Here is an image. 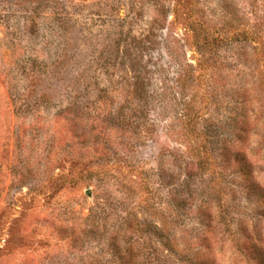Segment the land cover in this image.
<instances>
[{
	"label": "rangeland",
	"instance_id": "374dc122",
	"mask_svg": "<svg viewBox=\"0 0 264 264\" xmlns=\"http://www.w3.org/2000/svg\"><path fill=\"white\" fill-rule=\"evenodd\" d=\"M0 264H264V0H0Z\"/></svg>",
	"mask_w": 264,
	"mask_h": 264
},
{
	"label": "trees",
	"instance_id": "16d2710c",
	"mask_svg": "<svg viewBox=\"0 0 264 264\" xmlns=\"http://www.w3.org/2000/svg\"><path fill=\"white\" fill-rule=\"evenodd\" d=\"M182 6H183L182 4H179L178 7H177V13L176 14H177V18L178 19L180 18V15H181V13L183 11V9L181 8ZM184 20H185L184 21L185 24H187L189 22L188 18H185Z\"/></svg>",
	"mask_w": 264,
	"mask_h": 264
},
{
	"label": "water",
	"instance_id": "95a60500",
	"mask_svg": "<svg viewBox=\"0 0 264 264\" xmlns=\"http://www.w3.org/2000/svg\"><path fill=\"white\" fill-rule=\"evenodd\" d=\"M87 194H88V195H91V190H88V191H87Z\"/></svg>",
	"mask_w": 264,
	"mask_h": 264
}]
</instances>
